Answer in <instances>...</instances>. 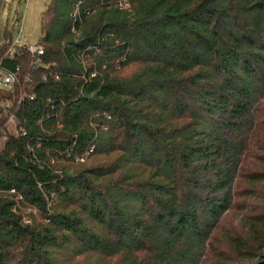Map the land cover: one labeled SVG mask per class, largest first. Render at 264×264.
Masks as SVG:
<instances>
[{
	"label": "trees",
	"instance_id": "1",
	"mask_svg": "<svg viewBox=\"0 0 264 264\" xmlns=\"http://www.w3.org/2000/svg\"><path fill=\"white\" fill-rule=\"evenodd\" d=\"M119 1L50 0L8 63L0 264H264V215L222 230L264 187V0Z\"/></svg>",
	"mask_w": 264,
	"mask_h": 264
},
{
	"label": "rangeland",
	"instance_id": "2",
	"mask_svg": "<svg viewBox=\"0 0 264 264\" xmlns=\"http://www.w3.org/2000/svg\"><path fill=\"white\" fill-rule=\"evenodd\" d=\"M49 4L50 0H8L0 12V43L5 26L15 25L13 19L18 10L21 21H16L14 36H17L21 27L23 41L29 45L38 44L42 37V16ZM245 190L246 194L238 198L235 208L224 217L223 233L241 230L243 219L251 223L264 215V187H246ZM261 254L264 255V250Z\"/></svg>",
	"mask_w": 264,
	"mask_h": 264
},
{
	"label": "built area",
	"instance_id": "3",
	"mask_svg": "<svg viewBox=\"0 0 264 264\" xmlns=\"http://www.w3.org/2000/svg\"><path fill=\"white\" fill-rule=\"evenodd\" d=\"M118 6L120 9H126L129 7V1L120 0ZM74 18H76V14ZM16 21H21L19 13L15 16L13 28L16 27ZM11 32L10 45L5 51L0 52V151L5 147L9 137L19 131L17 113L26 96L25 87L30 81L28 74L22 71L19 64L11 68L8 63L22 53H28L32 58H39L44 55V49L39 44L29 45L23 41L21 27L18 29L17 36L13 34L14 29ZM34 64L32 63L31 67L38 68V65ZM2 121L3 124H1ZM82 162H84V159H82ZM12 193H14V190Z\"/></svg>",
	"mask_w": 264,
	"mask_h": 264
}]
</instances>
